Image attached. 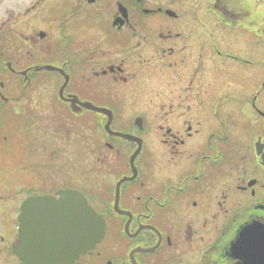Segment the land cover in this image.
Segmentation results:
<instances>
[{"label": "flooded vegetation", "instance_id": "flooded-vegetation-1", "mask_svg": "<svg viewBox=\"0 0 264 264\" xmlns=\"http://www.w3.org/2000/svg\"><path fill=\"white\" fill-rule=\"evenodd\" d=\"M0 264H264V0H0Z\"/></svg>", "mask_w": 264, "mask_h": 264}, {"label": "water", "instance_id": "water-1", "mask_svg": "<svg viewBox=\"0 0 264 264\" xmlns=\"http://www.w3.org/2000/svg\"><path fill=\"white\" fill-rule=\"evenodd\" d=\"M97 217L92 212L90 206L85 204V225L84 238L81 239L79 251H84L94 245V243L101 237L102 231L96 225Z\"/></svg>", "mask_w": 264, "mask_h": 264}]
</instances>
